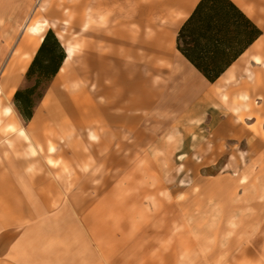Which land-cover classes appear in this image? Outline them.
<instances>
[{
	"label": "rangeland",
	"instance_id": "1",
	"mask_svg": "<svg viewBox=\"0 0 264 264\" xmlns=\"http://www.w3.org/2000/svg\"><path fill=\"white\" fill-rule=\"evenodd\" d=\"M162 1L0 0L1 84L7 56L18 49L31 26L84 45L65 75L55 76L37 90L41 94L33 108L37 122L24 121L11 97L18 128L25 130L28 139L1 129L0 144L21 148L17 155L31 156L34 162L43 156L50 169L66 179L81 175V192L89 187L97 192L96 200L80 203L82 209L96 203L102 262L107 193L112 195L114 218L112 264H213L218 258L223 264H264L263 98L242 102L226 90L222 106L212 104L208 115H219L229 128L218 131L215 120L198 115L183 125L191 126L190 131L180 129L174 121L175 112L170 111L174 105L169 109L161 106L167 100L163 85L170 79L172 63L152 75L142 68L145 99L152 102L151 108L128 113L141 118L130 120L123 151L114 136L113 158L107 162L104 147L99 145L105 136L104 123L92 122L90 128L72 119L75 107L86 106L91 99L104 107V94H93L96 85L105 88L109 83L102 72L106 62L98 58L109 53L108 39L118 20L131 17L137 8L145 19L146 8ZM232 1L264 34V0ZM142 31L148 32V28L142 26ZM83 58H89L92 66L89 62L84 65ZM126 60L130 75L135 61L131 56ZM257 69L264 73V63ZM24 75L16 90L32 84ZM128 96L135 94L129 90ZM62 106L65 115H60ZM90 133L97 137L96 147L88 144ZM68 187L72 189V185Z\"/></svg>",
	"mask_w": 264,
	"mask_h": 264
},
{
	"label": "crops",
	"instance_id": "2",
	"mask_svg": "<svg viewBox=\"0 0 264 264\" xmlns=\"http://www.w3.org/2000/svg\"><path fill=\"white\" fill-rule=\"evenodd\" d=\"M176 35L174 51L169 63H172V73L166 87L163 85L167 89L168 95L165 97L167 100L164 99L161 106L163 109H169L170 105H174L170 111L175 112L174 121L180 129L190 131L191 126L183 127V125L198 115L206 117L211 122L215 120L218 131L229 128L230 125L227 126L219 115H211L212 117L208 115L209 108H214L211 107L212 104L222 106L221 98L226 90L242 102L252 98L264 99V73L263 71L260 73L257 69L264 63V51H253V46L264 38L263 33L214 83H209L178 53L175 48ZM12 53L13 51L7 56L1 73ZM253 56L259 58V63L254 62ZM229 73L232 78L226 83L220 82L221 78ZM143 77L141 73L139 80L126 83L122 98L117 105L109 103L114 99L113 97L111 99L104 95L106 98L104 107L97 105L91 99L86 106H80L81 104L76 106L78 112L75 110L71 113L77 125H88L87 127L91 128L92 122L96 125L98 122L104 123L105 136L104 140L100 139L99 145L104 147L106 162L113 158L114 136L115 142L121 141L120 150L123 151L130 120L139 121L141 118L139 114L130 117L128 113H140L151 108L152 102L145 99L146 81ZM129 90L135 94L134 97L129 98ZM91 106L94 111L91 110ZM203 111L206 115H202ZM61 114L65 115L66 111ZM35 118L33 113L28 122H37L38 119ZM114 129L116 133L113 134ZM25 135L27 137L26 132ZM89 137L88 144L96 147L97 137L92 133ZM21 152V148L15 150L0 144V264H112L114 228L112 195L105 193L104 196L105 234L104 262H102V257L98 256V235L94 217L96 208L93 206L96 203L89 204L84 209L80 203L81 200L85 201V204L87 201L96 200L97 192L91 191L90 187L88 191H80L81 175L74 178L73 174L68 180L64 175L51 170L43 156L34 162L31 156L17 155ZM37 169L40 171H36ZM84 179L87 177L84 176ZM88 179L90 184V177ZM75 184H78L77 190ZM69 185H72V189L68 187ZM122 221L121 219V223Z\"/></svg>",
	"mask_w": 264,
	"mask_h": 264
},
{
	"label": "bare ground",
	"instance_id": "3",
	"mask_svg": "<svg viewBox=\"0 0 264 264\" xmlns=\"http://www.w3.org/2000/svg\"><path fill=\"white\" fill-rule=\"evenodd\" d=\"M197 2L198 0H164L147 7V18L145 19L142 17V10L138 8L135 9V13L131 17H121L108 39L109 53L105 57L98 58L100 61L106 62V67L102 72L108 77L109 83L104 88L97 86L95 82L96 88L93 94H104L108 98H114L109 103L117 105L122 98L126 83L131 80H139L142 68L148 69L150 75L159 73L162 67L170 63L172 52L174 51L176 31ZM130 24L134 25L132 29L128 28ZM142 26L147 27L148 32L144 33ZM44 34L45 32L42 28L29 27L28 33L23 37L18 49L12 53L1 73L0 130L4 129L17 133L25 137V139L27 137L24 130L18 128V116L10 104V99L13 97L23 74L39 48ZM57 39L65 52V58L57 75L61 73L65 75L74 56L83 50L84 45H82V40V43L80 41L70 43L69 41H63L58 36ZM253 51H264V38L253 46ZM128 56H131L133 61H135V69L130 75L126 73V58ZM252 58L255 63H259L257 56ZM90 61L89 58H83L82 63L85 65L89 62L91 67L93 63ZM156 61L161 62L160 66L156 64ZM231 78L232 75L229 73L221 78L220 82L226 83ZM75 109L78 112L79 109ZM91 110L94 111L92 106ZM63 112H65V107L60 111V113ZM35 117L37 119V113ZM244 263L247 264V262ZM213 264L223 263L221 258H218Z\"/></svg>",
	"mask_w": 264,
	"mask_h": 264
},
{
	"label": "trees",
	"instance_id": "4",
	"mask_svg": "<svg viewBox=\"0 0 264 264\" xmlns=\"http://www.w3.org/2000/svg\"><path fill=\"white\" fill-rule=\"evenodd\" d=\"M261 29L232 0H199L179 28L175 48L209 83H214L250 45ZM65 52L48 30L26 72L32 84L18 89L12 103L21 118H32L39 87L58 73Z\"/></svg>",
	"mask_w": 264,
	"mask_h": 264
}]
</instances>
